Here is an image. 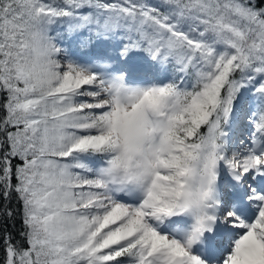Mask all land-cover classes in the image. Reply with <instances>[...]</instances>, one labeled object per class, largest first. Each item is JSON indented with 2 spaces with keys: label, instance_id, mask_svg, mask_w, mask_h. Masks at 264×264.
I'll return each instance as SVG.
<instances>
[{
  "label": "snow or ice",
  "instance_id": "obj_1",
  "mask_svg": "<svg viewBox=\"0 0 264 264\" xmlns=\"http://www.w3.org/2000/svg\"><path fill=\"white\" fill-rule=\"evenodd\" d=\"M0 264H264V0H0Z\"/></svg>",
  "mask_w": 264,
  "mask_h": 264
}]
</instances>
